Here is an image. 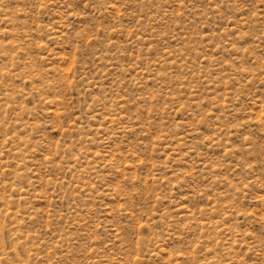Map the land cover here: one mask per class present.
I'll return each mask as SVG.
<instances>
[{
	"label": "rangeland",
	"instance_id": "1",
	"mask_svg": "<svg viewBox=\"0 0 264 264\" xmlns=\"http://www.w3.org/2000/svg\"><path fill=\"white\" fill-rule=\"evenodd\" d=\"M0 264H264V0H0Z\"/></svg>",
	"mask_w": 264,
	"mask_h": 264
}]
</instances>
